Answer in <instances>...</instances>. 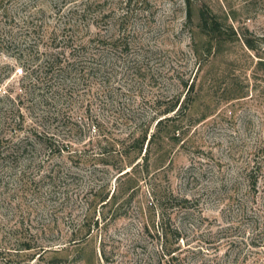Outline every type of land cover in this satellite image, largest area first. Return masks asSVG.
<instances>
[{
    "label": "rangeland",
    "instance_id": "obj_1",
    "mask_svg": "<svg viewBox=\"0 0 264 264\" xmlns=\"http://www.w3.org/2000/svg\"><path fill=\"white\" fill-rule=\"evenodd\" d=\"M0 264H264V0H0Z\"/></svg>",
    "mask_w": 264,
    "mask_h": 264
},
{
    "label": "trees",
    "instance_id": "obj_2",
    "mask_svg": "<svg viewBox=\"0 0 264 264\" xmlns=\"http://www.w3.org/2000/svg\"><path fill=\"white\" fill-rule=\"evenodd\" d=\"M205 23H207L206 18L203 17V13H202V24H205ZM170 110H173V109H170ZM142 144H143V140L141 141L140 148Z\"/></svg>",
    "mask_w": 264,
    "mask_h": 264
}]
</instances>
